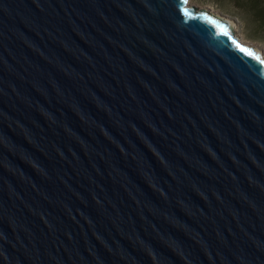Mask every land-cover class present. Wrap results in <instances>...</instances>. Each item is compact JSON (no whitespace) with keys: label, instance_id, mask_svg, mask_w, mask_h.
I'll return each instance as SVG.
<instances>
[{"label":"water","instance_id":"obj_1","mask_svg":"<svg viewBox=\"0 0 264 264\" xmlns=\"http://www.w3.org/2000/svg\"><path fill=\"white\" fill-rule=\"evenodd\" d=\"M262 59L189 0H0V264H264Z\"/></svg>","mask_w":264,"mask_h":264},{"label":"rangeland","instance_id":"obj_2","mask_svg":"<svg viewBox=\"0 0 264 264\" xmlns=\"http://www.w3.org/2000/svg\"><path fill=\"white\" fill-rule=\"evenodd\" d=\"M189 2L200 9H208L224 16L235 26L234 31L240 41L264 53V29L259 30L253 20L246 16L247 11L240 9L235 0H189Z\"/></svg>","mask_w":264,"mask_h":264},{"label":"trees","instance_id":"obj_3","mask_svg":"<svg viewBox=\"0 0 264 264\" xmlns=\"http://www.w3.org/2000/svg\"><path fill=\"white\" fill-rule=\"evenodd\" d=\"M235 2L240 9L247 11L246 16L253 20L259 30L264 29V0H235Z\"/></svg>","mask_w":264,"mask_h":264},{"label":"snow or ice","instance_id":"obj_4","mask_svg":"<svg viewBox=\"0 0 264 264\" xmlns=\"http://www.w3.org/2000/svg\"><path fill=\"white\" fill-rule=\"evenodd\" d=\"M185 2H187V0H185ZM184 14H185L186 16L188 15V12H187L186 9H185ZM212 22H213V23H218V22H216V21H212ZM218 26H219V25H218ZM222 34H223V35H228V32H227L226 30H224V31L222 32ZM233 43H236V41H233ZM237 47H239L241 51L246 52V53L249 54V55H252L255 59H260V57L256 56V54H255L254 52H251L250 50L241 47L239 44H237ZM260 62H261V63H264V59H262Z\"/></svg>","mask_w":264,"mask_h":264},{"label":"bare ground","instance_id":"obj_5","mask_svg":"<svg viewBox=\"0 0 264 264\" xmlns=\"http://www.w3.org/2000/svg\"><path fill=\"white\" fill-rule=\"evenodd\" d=\"M229 23H231L230 21H229ZM231 25L233 26V28H235V26L231 23Z\"/></svg>","mask_w":264,"mask_h":264}]
</instances>
